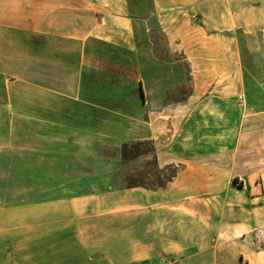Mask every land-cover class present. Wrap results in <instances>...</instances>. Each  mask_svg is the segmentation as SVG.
I'll list each match as a JSON object with an SVG mask.
<instances>
[{"label": "crops", "instance_id": "crops-1", "mask_svg": "<svg viewBox=\"0 0 264 264\" xmlns=\"http://www.w3.org/2000/svg\"><path fill=\"white\" fill-rule=\"evenodd\" d=\"M149 1L139 19L131 0H0V76L11 83L93 106L83 100L89 43L135 51L137 21L150 19L192 76L185 102L157 104L144 124L116 131L113 141L153 144L158 169L178 168L165 187L108 189L38 208L0 209L6 217L0 219V264H227L223 247L242 244L239 237L248 242L245 231L263 232L262 185L249 179L239 187L250 194L248 206L240 207L235 185L239 163L257 162L254 154L264 152V131L247 125L253 115L239 117L237 42L254 12L246 8L257 2L260 12L264 0ZM52 118L38 116V128L50 131ZM13 216L22 217L19 227L5 224ZM94 233L97 241L89 239ZM18 235L24 238L13 240ZM251 254L244 264H264L263 252Z\"/></svg>", "mask_w": 264, "mask_h": 264}, {"label": "rangeland", "instance_id": "rangeland-1", "mask_svg": "<svg viewBox=\"0 0 264 264\" xmlns=\"http://www.w3.org/2000/svg\"><path fill=\"white\" fill-rule=\"evenodd\" d=\"M252 4L246 8L254 11L246 17L247 25L237 31L238 65L243 79L238 109L242 119L253 115V123L248 120L247 125L260 126L264 131V2L260 12L254 7L258 3ZM150 7L149 0H131V12L139 19ZM135 27V51L97 41L89 43L83 100L93 106L48 95L0 76V209L38 208L41 204L137 184L151 188L160 180L169 179L174 169L157 168L150 142L113 143L119 138L116 131H134L157 104L183 103L192 92L189 65L180 54L171 51L155 21L139 20ZM38 116L53 117L49 121L53 128L39 129ZM82 130L88 131L87 137L69 133ZM254 155L260 157L257 162L239 163L240 175L235 185L239 207L248 206L245 201L250 194L239 187L249 179H256L264 192V152ZM242 213L238 212L239 221L244 218ZM36 217L31 215V219ZM10 218L5 224L21 225V216ZM19 235L13 240L24 238ZM96 235L89 239L97 241L100 237ZM243 235L248 242L239 237L242 244L231 243L222 248L227 264H244L253 257L251 253L264 254V230L245 231ZM259 260L264 262V256Z\"/></svg>", "mask_w": 264, "mask_h": 264}, {"label": "trees", "instance_id": "trees-1", "mask_svg": "<svg viewBox=\"0 0 264 264\" xmlns=\"http://www.w3.org/2000/svg\"><path fill=\"white\" fill-rule=\"evenodd\" d=\"M123 148L124 149H128V146L127 145H124L123 146ZM152 151L154 152V156H155V164H156V152H155V149H154V146H153V144H152ZM123 155H124V157H126V155L124 154V152H123ZM157 166V165H156ZM169 168V167H168ZM168 168H166V169H168ZM171 168H173L174 169V171L172 172V174H171V176L169 177V179L166 181V182H162L161 180H160V178H158V180H160L159 181V184L158 185H156V186H154V187H152V188H163V187H165L166 185H167V183L168 182H170L176 175H177V172H178V168L177 167H175V166H172ZM236 180V179H235ZM135 186H143V187H145V185H143V184H137V185H134V187Z\"/></svg>", "mask_w": 264, "mask_h": 264}, {"label": "built area", "instance_id": "built-area-1", "mask_svg": "<svg viewBox=\"0 0 264 264\" xmlns=\"http://www.w3.org/2000/svg\"><path fill=\"white\" fill-rule=\"evenodd\" d=\"M243 97H241V99H242Z\"/></svg>", "mask_w": 264, "mask_h": 264}]
</instances>
